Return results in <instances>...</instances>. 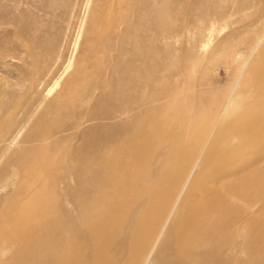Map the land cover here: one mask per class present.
<instances>
[{"label":"rangeland","instance_id":"rangeland-1","mask_svg":"<svg viewBox=\"0 0 264 264\" xmlns=\"http://www.w3.org/2000/svg\"><path fill=\"white\" fill-rule=\"evenodd\" d=\"M257 43L230 114L212 138L205 180L231 167L221 163L227 144L244 151L235 138L261 126L248 122L264 112L248 107L264 104V0H0V245L8 249L0 264H33L32 239L18 232L24 226L38 238L67 209L75 216L118 201L131 220L111 239L118 248L107 260H133L121 245L135 246L153 222L160 228L183 159L192 157L210 113ZM117 110H130V118H85ZM126 128L141 137L121 145L115 135ZM121 146L132 151L130 164L91 202L97 178L80 169L96 162L95 150L112 148L115 156ZM257 149L238 162L262 158L264 146ZM263 179L237 197L248 212L239 228V264H264ZM217 186L231 188L228 179ZM205 190L191 184L162 239H176L187 206L203 205ZM231 225L213 226L229 240L219 250L226 261L215 264H234Z\"/></svg>","mask_w":264,"mask_h":264},{"label":"bare ground","instance_id":"bare-ground-1","mask_svg":"<svg viewBox=\"0 0 264 264\" xmlns=\"http://www.w3.org/2000/svg\"><path fill=\"white\" fill-rule=\"evenodd\" d=\"M262 39L263 37H260L258 43ZM258 43L252 47L247 59L237 67L229 95L220 102L216 110L210 113L207 121L209 128H207L208 130L200 142H197L198 147L192 157L190 155L183 159L176 179L171 184L175 193L165 199L169 206H164L167 216L162 222L160 221V228L153 222L150 230L143 236L142 240L136 242L135 246L124 247L121 245L120 249H122L123 254L126 251L130 252V255L134 256L133 260L124 262L121 255L120 258L111 257L107 260L106 254L110 253L111 249L118 248V246H114L111 239L118 233L124 232L123 225L131 220V211L127 214L124 209L128 206H123L121 201L112 202L111 206H89L88 210H86L87 208L82 209L75 216L72 215L71 210L67 209L64 218L60 219V223L50 219L46 223L47 226H44L45 229H41L43 232L38 238L31 237V232L26 231L28 226H24L23 229L16 227L17 230L22 229L18 231L21 235L32 239L31 246L36 249L29 255L28 260L33 264H200L205 261L206 264H215V260L218 258L226 261V255L224 256L219 250L224 249L229 240L221 233L217 235L213 226L230 221L232 225L229 237L232 243L228 251L234 264H239L240 246L242 244L239 228L243 220L247 219L248 212L246 207L238 204L237 197L248 196L246 195L247 190L258 188V182L263 179L261 176L264 177V156L253 160L247 159L244 163L238 161L243 160L247 151L258 150L259 145L260 148L264 146V115L252 118L248 122L249 125L261 124L258 129L246 131L245 134L242 133L235 138L237 139L236 144L241 146L244 151L229 147L227 144L228 149L224 152L221 163L229 164L231 167L224 168L223 165L218 170V175L210 176L206 180L203 169L215 151L211 150L210 145L214 133L219 127L224 126L225 118L230 114L233 95L240 85ZM209 44L210 38L202 44V51L208 48ZM248 109L264 112V104L255 103ZM129 112L130 110H117L105 116L96 113L94 117L85 116V118L110 119L115 114V116L123 115L126 121L130 118ZM245 117L246 114H242L239 119ZM115 136L121 145H126L140 138L141 133L136 129L126 128L119 130ZM118 150L122 154L119 153L115 156L112 148L95 150L90 161L96 162L80 169L79 173L82 176H95L97 178L91 185V202L97 199L98 193L103 190L105 184L110 185L111 182L115 181L113 178L116 172L120 173L122 169V171L126 170L130 164L131 156H133L132 151L122 146ZM227 179L231 188L217 186ZM203 180L205 181L201 182ZM193 182H198L201 188L206 189L203 196L206 202L201 206H187V215L177 232L176 239L168 242L162 237L178 208V203L191 188ZM254 195L250 194V197L253 198ZM252 201L253 203L249 205L251 208L257 203L255 200ZM224 210H230V212L226 213ZM132 221L136 225L139 224L135 219ZM210 234L212 239L205 241V236ZM13 236L15 239L20 238L16 232ZM3 239L2 236L0 242ZM6 250L8 249L0 245V262L7 255ZM103 258L107 260L106 263L102 261Z\"/></svg>","mask_w":264,"mask_h":264}]
</instances>
